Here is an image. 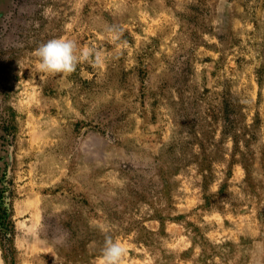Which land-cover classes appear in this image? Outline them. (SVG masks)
<instances>
[{
    "label": "rangeland",
    "instance_id": "374dc122",
    "mask_svg": "<svg viewBox=\"0 0 264 264\" xmlns=\"http://www.w3.org/2000/svg\"><path fill=\"white\" fill-rule=\"evenodd\" d=\"M54 38L102 63L37 73ZM3 126L0 264H264V0H0Z\"/></svg>",
    "mask_w": 264,
    "mask_h": 264
},
{
    "label": "clouds",
    "instance_id": "9594fccd",
    "mask_svg": "<svg viewBox=\"0 0 264 264\" xmlns=\"http://www.w3.org/2000/svg\"><path fill=\"white\" fill-rule=\"evenodd\" d=\"M77 53V44L68 39L54 38L40 44L35 50V56L39 63L36 66L37 73H63L70 74L75 71L81 61L91 62L93 66L102 63V53L90 47H84ZM127 249L110 236L105 237L104 247L98 259V264H122Z\"/></svg>",
    "mask_w": 264,
    "mask_h": 264
},
{
    "label": "trees",
    "instance_id": "16d2710c",
    "mask_svg": "<svg viewBox=\"0 0 264 264\" xmlns=\"http://www.w3.org/2000/svg\"><path fill=\"white\" fill-rule=\"evenodd\" d=\"M11 133L5 126L0 129V236L10 237V219L14 196L11 159L13 144Z\"/></svg>",
    "mask_w": 264,
    "mask_h": 264
}]
</instances>
